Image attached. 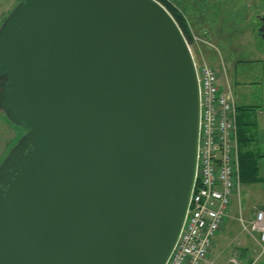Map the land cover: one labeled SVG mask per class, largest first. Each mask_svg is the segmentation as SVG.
<instances>
[{"label": "water", "instance_id": "95a60500", "mask_svg": "<svg viewBox=\"0 0 264 264\" xmlns=\"http://www.w3.org/2000/svg\"><path fill=\"white\" fill-rule=\"evenodd\" d=\"M263 28L260 29L261 32ZM0 264H165L192 192L199 96L158 0H21L0 25Z\"/></svg>", "mask_w": 264, "mask_h": 264}, {"label": "rangeland", "instance_id": "374dc122", "mask_svg": "<svg viewBox=\"0 0 264 264\" xmlns=\"http://www.w3.org/2000/svg\"><path fill=\"white\" fill-rule=\"evenodd\" d=\"M19 1L0 0V25ZM167 1L192 22L188 24L192 34L189 46L196 63L201 64L200 50L206 46L208 51H205V56L211 59L218 72L219 85V78L224 79L226 75L233 82V89L235 85L241 86L244 82H250L254 92L264 95V38H260L254 28L258 23L254 19L255 14H264V0ZM195 27L196 30L193 29ZM208 40L213 44L212 48ZM242 88L238 89H245ZM236 99H239L238 95ZM25 133L26 128L11 123L0 110V164ZM258 176L263 180L251 183L242 181L239 184V193L231 195L228 214L235 219L233 226L238 225L237 230L241 227L238 220L240 216L242 227L245 225L249 228L254 218L253 208L264 206V164L259 167ZM233 229L224 230L226 240L231 241L235 234ZM252 245L248 264H264V253H261L264 244L262 248L256 242ZM210 261L215 264L213 260Z\"/></svg>", "mask_w": 264, "mask_h": 264}, {"label": "built area", "instance_id": "2783aa9c", "mask_svg": "<svg viewBox=\"0 0 264 264\" xmlns=\"http://www.w3.org/2000/svg\"><path fill=\"white\" fill-rule=\"evenodd\" d=\"M199 95V128L195 179L178 239L165 264H213L208 259L212 238L228 217L231 195L239 193L236 106L228 85L202 63L195 67ZM248 232L264 244V208L254 210ZM264 252V247L261 249ZM225 264H238L231 255Z\"/></svg>", "mask_w": 264, "mask_h": 264}, {"label": "crops", "instance_id": "0c3cea01", "mask_svg": "<svg viewBox=\"0 0 264 264\" xmlns=\"http://www.w3.org/2000/svg\"><path fill=\"white\" fill-rule=\"evenodd\" d=\"M184 17L186 18L185 15ZM188 23L191 24L192 22L188 21ZM193 29L196 30V27ZM208 44L210 48H212L213 44H211L209 40H208ZM205 51L206 52L208 51V48L206 46L203 47L202 50H200L199 60L201 62H207L214 67L211 59L205 56ZM219 83L222 86H226V85L230 86L233 93L236 109L240 107L250 108L249 110L246 111L236 110V122L238 119L237 117L240 116L241 118L242 117L244 118L243 119L244 124L243 127H241V129L243 130L244 136L247 139V141H245V143L247 144L246 148L248 149V151L254 152L255 154L254 156L257 157L256 163L259 172V167L262 164H264V95L260 94L259 92H254L250 86L251 85L250 82H244L241 84V86L235 85L233 89L232 87L233 82L226 75H224V79L219 78ZM240 87H243L245 89L242 88L243 90H239L238 88ZM236 95L239 96V99H236ZM245 120H247V124L245 123ZM237 134H238V126H237ZM260 179L263 180L262 177H260ZM259 207L264 208V206H259ZM229 219H232V221L229 222ZM241 219L242 218L240 216L238 220L241 224V227H239V229L237 230L238 225L233 226L235 219L231 217L230 214H228V218L224 222L223 226L214 235L212 239L211 248L209 249L208 252V257L209 259L213 260L215 264H225V262L227 261L228 257L231 254L237 255L239 264L249 263L248 257L250 256V252H251L250 248L253 246L252 244L256 242L257 234L255 233L250 234L246 229H244L242 227ZM229 228L231 229L234 228L233 230L235 232V234L231 237L232 238L231 241L226 240V234L224 232L225 229H229Z\"/></svg>", "mask_w": 264, "mask_h": 264}, {"label": "trees", "instance_id": "16d2710c", "mask_svg": "<svg viewBox=\"0 0 264 264\" xmlns=\"http://www.w3.org/2000/svg\"><path fill=\"white\" fill-rule=\"evenodd\" d=\"M161 4L164 5V7L168 10V12L171 14L175 22L177 23L178 27L180 28L182 34L184 35L186 41L188 44L191 43L192 40V34L189 28V23L187 22L186 18L182 14L178 8L168 2L167 0H158ZM249 107H240L236 110L246 111L249 110ZM241 115V114H240ZM237 126H238V152H239V175H240V182L246 181V182H257L262 181L260 177L258 176V167L256 163L257 157L254 156V152L248 151L247 144L245 141L247 139L244 136L243 130L241 127H243V117L240 116L237 117ZM245 123L247 124V120H245ZM244 136V137H241Z\"/></svg>", "mask_w": 264, "mask_h": 264}, {"label": "flooded vegetation", "instance_id": "af4514ba", "mask_svg": "<svg viewBox=\"0 0 264 264\" xmlns=\"http://www.w3.org/2000/svg\"><path fill=\"white\" fill-rule=\"evenodd\" d=\"M254 19L258 22L256 24V26H254V28L259 33L260 38H264V14L256 13ZM261 28H263V30L261 32H259ZM0 80H3V79H0ZM0 90H1V88H0Z\"/></svg>", "mask_w": 264, "mask_h": 264}]
</instances>
